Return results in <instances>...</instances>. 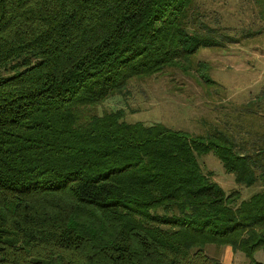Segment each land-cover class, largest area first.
I'll use <instances>...</instances> for the list:
<instances>
[{
	"label": "trees",
	"instance_id": "obj_1",
	"mask_svg": "<svg viewBox=\"0 0 264 264\" xmlns=\"http://www.w3.org/2000/svg\"><path fill=\"white\" fill-rule=\"evenodd\" d=\"M234 42L196 0H0V264H225L209 244L263 264L260 97L246 128L205 135L92 111ZM209 152L258 190L225 192L198 163Z\"/></svg>",
	"mask_w": 264,
	"mask_h": 264
},
{
	"label": "rangeland",
	"instance_id": "obj_2",
	"mask_svg": "<svg viewBox=\"0 0 264 264\" xmlns=\"http://www.w3.org/2000/svg\"><path fill=\"white\" fill-rule=\"evenodd\" d=\"M196 1L211 25L220 26L238 42L198 48L191 56L189 73L167 68L144 80L132 81L125 93L108 97L92 109L93 113L122 109L127 122H161L190 135H205L214 128L225 130L226 125L243 130L250 122L244 105L256 96L260 97L259 114H264V0ZM198 61L208 64V84L196 79ZM259 114L255 115L261 124L256 125L257 130L264 127V118ZM197 160L202 171L225 192L238 190L241 198H247L259 188L236 184L211 152L198 155ZM204 249L220 260L249 264L242 252L227 245L209 244ZM253 257L264 264V247Z\"/></svg>",
	"mask_w": 264,
	"mask_h": 264
},
{
	"label": "crops",
	"instance_id": "obj_3",
	"mask_svg": "<svg viewBox=\"0 0 264 264\" xmlns=\"http://www.w3.org/2000/svg\"><path fill=\"white\" fill-rule=\"evenodd\" d=\"M222 262H224L225 264H233L232 262L229 261H225V260H221Z\"/></svg>",
	"mask_w": 264,
	"mask_h": 264
}]
</instances>
